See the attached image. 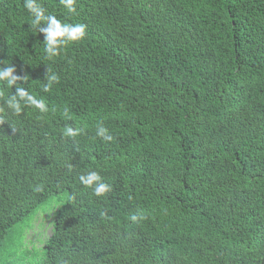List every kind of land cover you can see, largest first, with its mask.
Segmentation results:
<instances>
[{
  "label": "trees",
  "instance_id": "1",
  "mask_svg": "<svg viewBox=\"0 0 264 264\" xmlns=\"http://www.w3.org/2000/svg\"><path fill=\"white\" fill-rule=\"evenodd\" d=\"M37 2L86 36L49 59L24 0H0V69L24 77L0 83V264H264V0ZM17 86L49 111L14 114ZM56 195L42 245H12Z\"/></svg>",
  "mask_w": 264,
  "mask_h": 264
},
{
  "label": "clouds",
  "instance_id": "2",
  "mask_svg": "<svg viewBox=\"0 0 264 264\" xmlns=\"http://www.w3.org/2000/svg\"><path fill=\"white\" fill-rule=\"evenodd\" d=\"M60 2L69 13L76 12V0H60ZM24 7L31 14L30 28L45 35V40L43 41L44 52L49 59L57 57L67 45L81 41L86 36L87 26L85 24L62 23L56 16L46 15L44 9L37 0H24ZM14 71L15 69L13 66H7L6 70L0 69V83L7 89H12V86L16 84L18 80H24V77L13 75ZM47 80L48 82L42 85V91L45 93L51 90L53 82H58V76L50 75L47 77ZM2 96H4V92L0 91V97ZM6 106L14 114H20L25 107L34 108L40 113L49 111L45 99L38 98L35 94L22 86H17L15 93L6 97ZM65 116H67V109L65 110ZM81 131L82 130H74L68 127L65 129L64 135L75 138L81 134ZM96 136L102 138L105 142H111L114 139L113 135L109 133L108 129L104 127L102 123L96 129ZM80 181L84 186L91 188L94 195L98 197L105 195L111 190V185L105 183L101 175L96 171H89L85 175H81ZM130 219L133 223H138L145 219V215L141 211L131 215ZM61 264H66V262L62 261Z\"/></svg>",
  "mask_w": 264,
  "mask_h": 264
},
{
  "label": "rangeland",
  "instance_id": "3",
  "mask_svg": "<svg viewBox=\"0 0 264 264\" xmlns=\"http://www.w3.org/2000/svg\"><path fill=\"white\" fill-rule=\"evenodd\" d=\"M60 204L61 195L50 197L47 202L40 206L34 217H28L25 221L16 226V232L10 243L12 245H18L21 239L26 237L29 246L31 245L29 244L31 240L34 244H37V246L42 245L51 230L48 218L51 217L54 209Z\"/></svg>",
  "mask_w": 264,
  "mask_h": 264
}]
</instances>
